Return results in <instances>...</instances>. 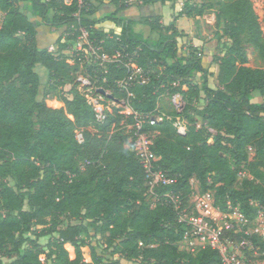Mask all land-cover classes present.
I'll return each mask as SVG.
<instances>
[{
	"label": "trees",
	"instance_id": "16d2710c",
	"mask_svg": "<svg viewBox=\"0 0 264 264\" xmlns=\"http://www.w3.org/2000/svg\"><path fill=\"white\" fill-rule=\"evenodd\" d=\"M129 1L109 0L114 10L94 18L78 0H0V264L13 255L8 264H220L215 250L179 248L186 227L163 193L179 194L186 206L193 179L199 192H214L221 208L229 199L249 219L254 202L264 208V68L249 66L247 52L252 48L264 62V31L251 0L183 2L177 17L214 15L221 53L205 51L203 57L198 46L187 53L178 46L182 33L175 24L149 40L124 15L133 5L171 0ZM150 18L144 22L154 28ZM72 26L87 28L100 53L128 52L146 72L145 83L119 88L116 82L129 74L123 62L91 64L85 71L132 114L113 105L103 123L95 121L77 89L80 64L63 53L79 34ZM60 28L54 55L38 37ZM212 64L218 66L216 87L209 84ZM38 66L53 89L73 83L70 96H59L60 103L41 97ZM164 94H180L182 110L164 111ZM135 114L161 116L141 132L152 138L156 169L176 177L174 185L156 188L153 207L132 151ZM41 238L47 239L43 245Z\"/></svg>",
	"mask_w": 264,
	"mask_h": 264
},
{
	"label": "built area",
	"instance_id": "2783aa9c",
	"mask_svg": "<svg viewBox=\"0 0 264 264\" xmlns=\"http://www.w3.org/2000/svg\"><path fill=\"white\" fill-rule=\"evenodd\" d=\"M128 3L132 4L133 1L130 0ZM78 5L89 7V3L84 0H78ZM73 15L77 16L78 13ZM71 28L73 29L70 30L72 34L75 31L79 32L73 40L77 53L82 56L91 53V61H93L91 64L105 67L107 63H124L129 74L125 79L116 82L119 88H126L132 81L142 83L147 81L146 72L135 64L134 58L128 52L116 51L113 55L102 54L99 52L100 46L90 38L87 28L73 26ZM71 33L67 32L64 36ZM76 82H78V91L85 96L97 123H103L106 120L107 112L113 105L122 106L124 110L128 109L127 114H132L123 100L113 99L108 90L101 86H94L87 74L77 76ZM101 89L104 92H101ZM172 103L177 112L182 110L184 101L180 94L172 95ZM121 112L125 113L123 110ZM161 119V116L156 114L144 116L135 114V121L132 125L134 130L132 151L142 167L145 185L152 199L151 207L159 199L156 192L158 186H170L176 183V177L168 176L156 169L153 163L155 156L150 148L152 138L149 134L141 132L144 124L153 125ZM76 139L79 143L83 141L80 131L76 132ZM244 174H239V176ZM191 182L193 183L194 180L192 179ZM162 196L176 211L178 222L186 227L178 243L180 249L189 253L206 248L215 250L218 253L220 264H264V246L262 245L264 244V208L262 206L254 202V206H257L255 216L249 219L239 206L234 205L229 199L224 200V208L216 205L213 191L202 193L196 188L190 194L186 206L182 203L180 195L171 190L163 193Z\"/></svg>",
	"mask_w": 264,
	"mask_h": 264
},
{
	"label": "rangeland",
	"instance_id": "374dc122",
	"mask_svg": "<svg viewBox=\"0 0 264 264\" xmlns=\"http://www.w3.org/2000/svg\"><path fill=\"white\" fill-rule=\"evenodd\" d=\"M185 0H171L167 1L165 4H160L159 2H155L153 4L147 5L150 9L149 12H154V16L152 17V22L154 23V28H151L150 25L146 24L144 22V17H134L133 19L136 20L135 24L133 25V28L136 32L140 33L142 37L147 38L149 40H156L160 34H165L166 30L164 27H167L171 23L175 24L177 35L179 33H182V36H178L179 44L178 46L180 48H183V51L187 53L190 46H193V38H198L200 42L199 48H201L198 52L202 54V57L204 56L203 53L205 51H209L208 53L214 54L221 52L219 51V45L217 44V41L215 40L214 34L216 32V26H215V18L214 15L211 14H205L203 16H197L195 18H188L185 17L181 22L179 28H177L176 21L181 18L177 17L179 11L183 9V2ZM193 3H201V0H191ZM254 11L258 17V21L260 22L261 28L264 31V0H251ZM89 7L90 11H92V16L94 18H98L103 16L105 13L114 10V5L110 4L109 0H105L102 4H98V2L94 0H89ZM133 3L140 4L139 0H133ZM3 14L0 12V23L2 21ZM62 32V31H61ZM60 34V33H59ZM53 39V37H52ZM65 39L62 38V41ZM57 42L53 39L48 44V49L51 51L54 55H58L59 52H57ZM68 48L63 50V53L70 57V61H78L80 64V70L81 72L76 74L77 76H84L85 71H87V66L91 65V58L92 54H87L86 51L84 53V56L82 54L77 53L76 46L74 45L73 40H69L67 42ZM249 62L248 65L251 67H263L264 68V62L256 56V54L253 52L252 48L247 49ZM62 53V51H61ZM211 67H214L215 64L211 65ZM37 70L39 71L41 75V84L39 87L40 95L41 97L46 98L47 100L60 103L59 102V96L62 94L69 95L68 92L70 88L72 87V84H67L62 87H59L57 89L52 88L53 80H49L46 77V74L44 70L38 66ZM214 71V70H213ZM214 73V72H213ZM74 82V81H73ZM209 84L212 87L217 86V80L215 75L209 78ZM159 105L164 109V111L173 109L174 106L172 103V95L164 94L161 97V100L159 101ZM128 110V109H127ZM127 110H124L125 114H127ZM177 127L181 133L184 132V126L182 123H177ZM129 128L132 130V126H129ZM128 127L125 128V133L128 131ZM131 139V138H130ZM249 157H253V151H249ZM261 171L258 172V175H261ZM245 176L240 177V181ZM259 179V178H258ZM194 188H198L197 181L194 180L193 182ZM46 238H41L40 243L43 245L46 243ZM14 259H16V256L13 255L10 258L3 257L4 263L8 264L11 263ZM44 260V257H42ZM83 259L85 262L90 261V256L88 252V248H83ZM126 264L125 262H123Z\"/></svg>",
	"mask_w": 264,
	"mask_h": 264
},
{
	"label": "crops",
	"instance_id": "0c3cea01",
	"mask_svg": "<svg viewBox=\"0 0 264 264\" xmlns=\"http://www.w3.org/2000/svg\"><path fill=\"white\" fill-rule=\"evenodd\" d=\"M149 8L147 5H144V6H141V7H137L136 5L134 6H131L129 8H127L125 11H124V15L127 16V17H130V18H134V17H144L145 18H148L149 20L151 19L150 17H153L154 16V12H149ZM185 17H181L179 18L177 21H176V25H177V28H179L180 26V22L184 19ZM106 27V26H105ZM42 31H43V28H41ZM54 30V29H52ZM135 30V29H134ZM61 31H63V28H60L58 30H56V32L54 31H51V32H48L49 34H44V33H41L40 36L38 37V42H39V45L41 47H48V44H49V40L51 39L50 37H53L56 35H58L59 33H61ZM47 32V31H46ZM194 41H193V45L194 46H200V40L198 38H193ZM49 41V42H48ZM209 52V51H208ZM214 65V64H213ZM213 70H214V75L216 77L217 75V72H218V66L215 64V69L214 67H212Z\"/></svg>",
	"mask_w": 264,
	"mask_h": 264
},
{
	"label": "water",
	"instance_id": "95a60500",
	"mask_svg": "<svg viewBox=\"0 0 264 264\" xmlns=\"http://www.w3.org/2000/svg\"><path fill=\"white\" fill-rule=\"evenodd\" d=\"M101 92H104L102 89L100 90Z\"/></svg>",
	"mask_w": 264,
	"mask_h": 264
}]
</instances>
